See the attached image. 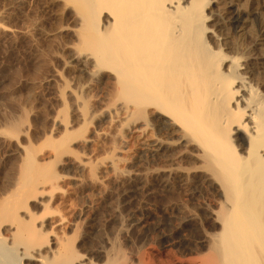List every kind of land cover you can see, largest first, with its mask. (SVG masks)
I'll return each instance as SVG.
<instances>
[{
  "label": "rangeland",
  "instance_id": "obj_1",
  "mask_svg": "<svg viewBox=\"0 0 264 264\" xmlns=\"http://www.w3.org/2000/svg\"><path fill=\"white\" fill-rule=\"evenodd\" d=\"M81 19L71 0H0V237L19 264H197L221 230L223 191L202 161L175 158L156 106L122 100ZM28 150L56 176L16 210ZM18 228L44 241L36 259Z\"/></svg>",
  "mask_w": 264,
  "mask_h": 264
},
{
  "label": "bare ground",
  "instance_id": "obj_2",
  "mask_svg": "<svg viewBox=\"0 0 264 264\" xmlns=\"http://www.w3.org/2000/svg\"><path fill=\"white\" fill-rule=\"evenodd\" d=\"M71 2L82 17L81 42L98 65L115 75L122 100L156 106L169 119L175 158L202 161L223 191L221 230L197 264H264V0ZM46 167L28 150L11 195L16 210L23 193L56 176ZM21 231L17 237L24 254L44 252L39 249L44 241L34 244L36 239ZM5 242L0 237V264H19L14 262L17 249Z\"/></svg>",
  "mask_w": 264,
  "mask_h": 264
}]
</instances>
